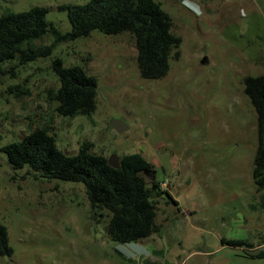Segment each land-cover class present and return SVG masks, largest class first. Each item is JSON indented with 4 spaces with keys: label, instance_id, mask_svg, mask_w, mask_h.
<instances>
[{
    "label": "rangeland",
    "instance_id": "374dc122",
    "mask_svg": "<svg viewBox=\"0 0 264 264\" xmlns=\"http://www.w3.org/2000/svg\"><path fill=\"white\" fill-rule=\"evenodd\" d=\"M87 1L0 0V14L46 6L65 32L71 24L58 7ZM157 1L182 39L165 77H142L131 33L98 29L59 43L50 56L0 64V223L14 248L0 264H264L257 255L264 251V191L252 177L258 116L244 83L264 74V0H195L200 13L183 0ZM52 42L47 35L35 43ZM56 57L97 78L91 117L56 111L49 95L60 84ZM114 119L128 128L118 132ZM45 125L67 154L89 142L94 153L137 152L153 162L172 197L158 200L161 232L113 241L82 182L15 170L1 147Z\"/></svg>",
    "mask_w": 264,
    "mask_h": 264
},
{
    "label": "trees",
    "instance_id": "16d2710c",
    "mask_svg": "<svg viewBox=\"0 0 264 264\" xmlns=\"http://www.w3.org/2000/svg\"><path fill=\"white\" fill-rule=\"evenodd\" d=\"M71 29L62 31L49 21V8L33 6L28 10H6L0 14V64L18 60L28 63L50 56L56 45L89 36L95 29L106 34L129 32L135 39L137 61L143 78L160 79L170 70V58L180 55V36L173 32V19L157 0H88L63 4ZM51 35L49 45L35 42ZM60 84L50 90L56 111L63 116L91 117L97 107L98 80L81 65L66 66L61 57L52 61ZM245 92L258 116V147L252 177L258 191H264V74L248 75ZM83 142L76 154L65 153L49 128L37 127L21 140L1 147L16 170L28 169L38 179L82 182L94 215L107 218L109 238L119 243L138 242L161 232L157 224L158 200L170 192L162 187L153 162L141 153L119 157L118 168L108 157L91 151ZM177 204L178 201L174 200ZM234 246L248 245L245 240L222 239ZM9 231L0 223V255L11 256ZM264 257V251L257 253Z\"/></svg>",
    "mask_w": 264,
    "mask_h": 264
},
{
    "label": "water",
    "instance_id": "95a60500",
    "mask_svg": "<svg viewBox=\"0 0 264 264\" xmlns=\"http://www.w3.org/2000/svg\"><path fill=\"white\" fill-rule=\"evenodd\" d=\"M111 126L116 129L118 132H123L125 131L128 127L125 126L121 121L114 119L111 122ZM108 163L113 166L118 168L120 166V160L119 157L116 154H112L110 155V157H108Z\"/></svg>",
    "mask_w": 264,
    "mask_h": 264
},
{
    "label": "clouds",
    "instance_id": "9594fccd",
    "mask_svg": "<svg viewBox=\"0 0 264 264\" xmlns=\"http://www.w3.org/2000/svg\"><path fill=\"white\" fill-rule=\"evenodd\" d=\"M183 1L186 2L185 4L189 9L196 11L197 13H200L199 5L195 0H183Z\"/></svg>",
    "mask_w": 264,
    "mask_h": 264
},
{
    "label": "built area",
    "instance_id": "2783aa9c",
    "mask_svg": "<svg viewBox=\"0 0 264 264\" xmlns=\"http://www.w3.org/2000/svg\"><path fill=\"white\" fill-rule=\"evenodd\" d=\"M163 187V186H162Z\"/></svg>",
    "mask_w": 264,
    "mask_h": 264
}]
</instances>
